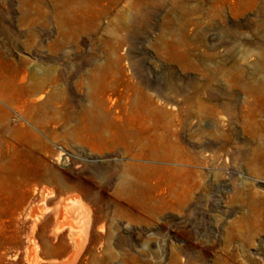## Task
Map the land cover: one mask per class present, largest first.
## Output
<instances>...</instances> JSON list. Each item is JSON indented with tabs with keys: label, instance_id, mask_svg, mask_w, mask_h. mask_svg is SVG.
Wrapping results in <instances>:
<instances>
[{
	"label": "rangeland",
	"instance_id": "374dc122",
	"mask_svg": "<svg viewBox=\"0 0 264 264\" xmlns=\"http://www.w3.org/2000/svg\"><path fill=\"white\" fill-rule=\"evenodd\" d=\"M75 195L77 264H264V0H0V264Z\"/></svg>",
	"mask_w": 264,
	"mask_h": 264
},
{
	"label": "bare ground",
	"instance_id": "6f19581e",
	"mask_svg": "<svg viewBox=\"0 0 264 264\" xmlns=\"http://www.w3.org/2000/svg\"><path fill=\"white\" fill-rule=\"evenodd\" d=\"M58 156L60 157V154H58ZM59 157H57V160H59ZM63 162L68 164L67 156L63 157ZM50 195H52V190L44 189L40 201L30 211V216L33 218L35 222L45 210L44 202L46 197ZM91 208L92 207L88 203L83 201V199L79 195H75L73 197L63 200L62 204H60V206L56 210L55 222H54L55 224L51 231L52 234L56 236L57 233L60 230H62L65 226L68 227L70 232L69 234L71 235V239L73 241V248L71 254L62 261H51V260L46 261L38 254V245L33 236V229H32L27 239L28 243L25 251L26 263L27 264H77V257L79 256L80 249L82 248L85 239L90 231V227H91L90 225L92 221ZM12 257L13 259L15 258L14 256H11V259ZM9 258L10 256H8V259Z\"/></svg>",
	"mask_w": 264,
	"mask_h": 264
}]
</instances>
